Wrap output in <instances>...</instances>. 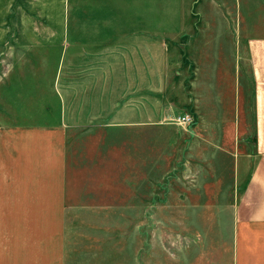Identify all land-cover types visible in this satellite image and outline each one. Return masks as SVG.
I'll list each match as a JSON object with an SVG mask.
<instances>
[{
  "label": "rangeland",
  "instance_id": "1",
  "mask_svg": "<svg viewBox=\"0 0 264 264\" xmlns=\"http://www.w3.org/2000/svg\"><path fill=\"white\" fill-rule=\"evenodd\" d=\"M60 1L0 0V80L14 79L9 68L20 64L25 47L57 40ZM207 3L223 7L224 17H232L231 24L204 27L203 43L198 41V21L192 33L190 26L178 27L185 31L177 37L178 56L171 59L177 66L176 79L172 74L176 89L166 94L175 105L164 121L145 122L139 128L92 123L84 128L95 134L86 136L76 127L65 126L64 139L49 138L39 137L38 128L25 129L42 124L41 106L33 103L35 89L22 90L21 104L1 106L0 195L42 193L57 199L47 202L49 209L43 212L46 219L41 225L65 229V252L73 254L66 264H191L200 260L219 264L216 247L224 235L216 233V226L219 221L228 225L254 161L248 156L254 151L252 98L242 68L239 100L240 117L244 114L245 121L236 122L232 87L224 89V97L209 90L216 97L203 99L201 64L207 58H201L200 46H210L205 50L213 54L218 38L221 48L246 51L245 37H264V0L176 2L188 22L198 20L202 10L204 17L210 16ZM190 34L187 47L185 39ZM188 61H194L191 71ZM232 78V73L226 74L229 82ZM12 96V90L2 88V98ZM217 103L224 111L216 122L211 112L220 107ZM182 116L188 120H180ZM96 162L108 170L98 191L84 183L93 179L91 175L83 176L79 187L60 184L62 176L71 179L69 166L87 168ZM24 220L18 224H27ZM9 225L8 219L0 218V227Z\"/></svg>",
  "mask_w": 264,
  "mask_h": 264
},
{
  "label": "crops",
  "instance_id": "2",
  "mask_svg": "<svg viewBox=\"0 0 264 264\" xmlns=\"http://www.w3.org/2000/svg\"><path fill=\"white\" fill-rule=\"evenodd\" d=\"M176 2L61 0V29L57 40L25 47L19 57L20 64L9 68V72L15 74L14 79L9 76L0 80V112L2 105L21 104L18 96L22 90L32 88L35 89L33 103L41 106L43 119L42 124L25 129L38 128L39 137L64 139L66 127H76L84 136L95 134L94 130L84 128L92 123L108 122L111 126L139 128L145 122L164 121L172 115L175 105L166 94L168 90L176 89L172 74L176 79L177 66L174 67L171 59L178 56L177 37L181 30L185 31L178 27L190 26L192 33V27L198 21L201 25L198 34L206 26L230 25L232 18L224 17L223 7L207 3L211 6L210 16L204 17L202 10L198 20L188 22L182 17L184 9H178ZM231 9L235 17L234 4ZM203 35L201 33L198 40L200 43L205 41ZM185 40L188 47L191 34ZM244 41L246 51L242 53L221 48L223 45L218 38L213 42V54L205 50L210 46H200L201 58H207L201 64L203 78L200 85L206 91L201 97L208 101L216 97V92L210 96L209 90H217L219 96L224 97V89L232 87L236 122L245 121L244 114L240 117L239 100L243 68L246 88L249 86L252 98L250 117L254 151L252 155L247 154L254 161L246 173L228 225L219 221L216 226V233L224 235L216 247L218 258L215 262L219 260V264H264V37L248 36ZM193 62L188 61L190 71ZM229 73L233 75L232 82L226 79ZM216 74H220L218 79H215ZM213 79L216 80L214 84ZM2 88L12 90L13 96L2 98ZM38 89L42 91V97L38 96ZM246 95L248 97V93ZM223 111L222 106L212 111L213 121H220ZM13 113L15 115L16 111ZM62 152L64 150L60 153L64 160ZM76 163L79 164V160ZM94 164L87 168L77 164L69 166L73 169L69 172L71 179L61 175L60 184L79 187V183H86V187L98 191L105 184L103 179L108 177V170L99 167L97 162ZM88 175L93 179L82 183V178ZM33 195H0V218L10 222L9 226L0 227L5 229L4 233L0 232V264H66L67 259L73 257L65 252L68 243L64 241L65 229L41 225L46 219L43 212L49 209L47 202L57 199H48L42 193ZM59 207L61 210V205ZM22 220L27 224H18ZM67 240L71 238L67 236ZM225 252L227 257H224ZM191 264L211 263L200 260Z\"/></svg>",
  "mask_w": 264,
  "mask_h": 264
},
{
  "label": "built area",
  "instance_id": "3",
  "mask_svg": "<svg viewBox=\"0 0 264 264\" xmlns=\"http://www.w3.org/2000/svg\"><path fill=\"white\" fill-rule=\"evenodd\" d=\"M180 120H188V117L187 116H182V117H180Z\"/></svg>",
  "mask_w": 264,
  "mask_h": 264
}]
</instances>
